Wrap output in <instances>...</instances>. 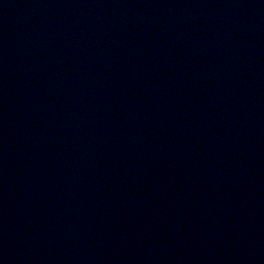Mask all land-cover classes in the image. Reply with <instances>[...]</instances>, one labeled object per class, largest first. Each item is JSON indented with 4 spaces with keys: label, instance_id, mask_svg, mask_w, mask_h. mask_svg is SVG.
<instances>
[{
    "label": "water",
    "instance_id": "obj_1",
    "mask_svg": "<svg viewBox=\"0 0 264 264\" xmlns=\"http://www.w3.org/2000/svg\"><path fill=\"white\" fill-rule=\"evenodd\" d=\"M0 264H264V0H0Z\"/></svg>",
    "mask_w": 264,
    "mask_h": 264
}]
</instances>
